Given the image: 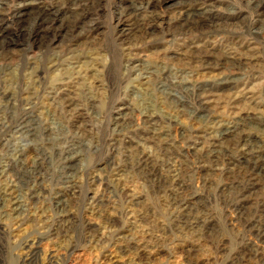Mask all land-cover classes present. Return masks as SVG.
Masks as SVG:
<instances>
[{
	"label": "bare ground",
	"instance_id": "obj_1",
	"mask_svg": "<svg viewBox=\"0 0 264 264\" xmlns=\"http://www.w3.org/2000/svg\"><path fill=\"white\" fill-rule=\"evenodd\" d=\"M162 1L138 0L130 7L120 6L115 20L124 28L116 34L120 38L135 32L144 43L158 28L170 37L171 44L177 38L195 40L183 52L175 51L183 56L180 65L161 62L138 69L124 65L126 73L140 72L157 84L163 97L159 104L166 107L167 116L160 119L145 106L134 122L123 116L117 105L101 159L105 188L109 177L127 168L161 195L169 212L161 219L164 223L150 225L153 213L149 209L126 210L134 196L123 194L121 188L115 190L117 201L102 195L87 198L80 192L75 194L76 189L87 191L97 182L91 172L73 166L86 147L88 134L86 126L77 125L75 120L82 118V123L95 101L87 61L91 51L77 50L73 44L78 37L88 35L87 25L92 23L87 14L98 8L97 0H0V264H69L77 250L94 243L107 246L98 259L117 255L127 260L123 264H149L152 252L172 257L176 248L186 243L181 257L187 264H201L192 255V246L203 237L208 241L206 261L264 264V117L251 111L220 116L207 105L215 87L235 88L242 81L259 78L251 43H237L245 35L252 40L264 39L260 20L264 0L246 1L251 19L242 35L223 28L230 20L210 18L215 0H176L174 12L166 20L152 9ZM63 7L69 9L68 22L59 20ZM234 10L230 8L226 14L236 20L239 13ZM10 26L17 29L14 34L9 33ZM56 33H62L58 46L51 42ZM196 33H218L232 47L215 56L196 41ZM40 35L49 39L51 46L38 60L27 61V53ZM17 57L26 60L19 61L20 72L14 79L11 66ZM219 69L227 70L212 81L194 79L198 71ZM180 92L185 98L177 97ZM259 97L264 102V93ZM232 103L230 98L225 101L226 106ZM182 116L189 125L177 133ZM49 119L60 120L68 132H58L53 139ZM249 123L256 126L255 133L246 129L252 130ZM149 141L153 152L146 149ZM86 149L98 153L97 145ZM188 153L193 155L192 161L187 159ZM258 187L261 191L247 207ZM212 202L218 210L212 209ZM217 218L223 225L235 224L238 231L229 235L224 229L215 230ZM92 219L99 224H93ZM136 223L145 225V231L125 236ZM24 224L29 226L25 236L11 242V229ZM100 227L109 229L107 238H97ZM61 236L68 239L60 248L61 254L41 259L39 246Z\"/></svg>",
	"mask_w": 264,
	"mask_h": 264
},
{
	"label": "rangeland",
	"instance_id": "obj_2",
	"mask_svg": "<svg viewBox=\"0 0 264 264\" xmlns=\"http://www.w3.org/2000/svg\"><path fill=\"white\" fill-rule=\"evenodd\" d=\"M42 1L44 3H47V0ZM223 1H229L230 5L226 6L224 4L225 2ZM246 1L247 0H218L217 2L215 0V10L212 9L210 18H212L213 20H230L227 21V23L222 24L224 25L223 28L234 30L238 35H242L244 33V28L247 22H250L251 19L250 15L246 12ZM136 2H138V0H97L98 8H95L94 11H89L87 14L92 23V26L87 25V27H89L90 29H88V35L86 37H78L73 44L77 50L89 49V51H91L90 58L87 61L90 65L89 68L90 74L92 75V83L94 87L93 92L95 96L94 108L91 111H88V114L85 113L83 118L84 121H82V123V118L76 119L75 123L77 125L83 124L84 126H86L88 134L86 140L84 141V145L88 147L89 145L94 144L98 147V153L96 154H94V150H88L86 149V147H84V149H82V151L80 152V155L73 163V166L76 167L75 169H78L79 171H89L96 177L97 180V182L92 185L87 191H85L84 189L82 191H78V189H76L75 194L80 192L79 195L81 197L82 195H85L87 198H93L102 195L105 199L113 201L117 199V193L115 190L117 188H121L123 189V194L134 196L133 204L129 206L128 209L126 208V210L132 209L133 211H141L143 209H149L153 213L152 218L149 219V224L153 225L154 223H164L162 221V218L164 217V214L166 212H169L166 204L161 200V195L156 193L149 184L143 183L137 176L132 173L130 169L127 168L124 169L125 171L123 170L120 174L109 177L106 181L109 185L105 188L103 184V182L105 181V179H103L105 166L101 161L105 152L103 143L108 141L107 127L110 128V124L113 118V110L117 107V105H120L123 109L121 112L122 115H125V117L130 116L134 120V122L137 119V113L143 111L145 106L149 107L150 111L156 116L160 117V119L167 116V111L165 109L166 107L162 104H159V101H161V98L163 97L157 91V84L152 81H148L145 78L146 76L142 75L140 72L132 70L130 73H126L124 65L128 63L130 68L132 66H135L136 69H138V66L146 67L145 65H147V67L153 68L161 62L166 64L168 63V65H170V63L180 65L184 62L183 56H181L179 52L176 54L175 51L181 49L180 53L183 52L184 48L190 45L193 39L191 40L189 38H184L183 40H179L177 38L175 39L176 41L174 42L173 40V43L171 44L168 41L170 40V37L167 34L161 33V31L158 32V28H155L154 35L148 36L144 43L139 42L140 35L135 32H130V35L122 38L117 37L116 34L120 31V29L123 28V26L116 23V10L120 6L130 7V4H135ZM175 3L176 0H163L160 3L153 4L154 7L152 6V9L155 8L154 10L158 12L159 15H161L162 19L166 20L173 14ZM230 8H232L233 10L235 9L234 11L239 13L236 20H234L235 16L227 15V11ZM9 9H11V7H9ZM68 12L69 9L63 7L59 16V20L68 22ZM260 20L264 25V17H262ZM131 28L133 29V26H131ZM207 29L208 27L203 29V31H206ZM8 31L10 34H14L17 29L15 28V26H10ZM61 35L62 33H56L52 36L51 42L54 43L53 45L57 43L58 46L60 44ZM195 35L198 37L196 41H199L206 48V50H211L215 54V56L221 54L228 47H232L229 42L221 40L218 33H209L204 36L196 33ZM149 37H151L150 40ZM241 39L242 40H238V45L244 46L247 43H251L250 47L253 50L251 54L254 58H256L255 65L259 78H250L247 81H242V84L238 83L235 88H229V86H226V88L219 89V87H215V89L212 90V96L207 99L209 101V104H207L208 109L220 116L230 113L238 114L242 111H251L255 116L264 117V102H262L259 97L261 93H264V39L262 40L261 38L252 40L251 37H246V35ZM48 41L50 40L42 37V35L37 37L32 44L33 48L30 50V52L27 53V61L38 60L46 52V50H48V47L51 46V42ZM193 42H195V40ZM181 46L183 47L181 48ZM26 59H19L18 57L13 59L11 66L12 78L16 79L17 75L20 72L19 61H23ZM180 60L182 62L179 63L178 61ZM162 68L163 67H160V70H162ZM226 70L219 69L210 71L208 73L198 71L194 76V79L203 82L212 81V78L216 79V76L219 75V73H226ZM177 97L183 98L184 95L180 92L178 93ZM229 98L231 99V101H233V103L229 106H226L225 101H228ZM163 102L167 103L168 108L170 107L169 103L164 99ZM110 107L113 108L110 110ZM48 122L52 131L54 132V134L51 136L53 139L56 138V134H58V132H68V129L66 130L60 120L49 119ZM187 122L188 121L186 120V117L182 116L178 121V125H180V127L176 129V132L179 133V131L182 132L183 130H185L189 125V123ZM250 126L252 130H249L247 126L246 129L249 132L255 133L256 126L253 123ZM128 147L132 149L133 145H130ZM153 148L154 146L152 145V142L149 141V143H146L147 150L153 152L155 151V149ZM131 149L129 151H132ZM120 152H122V150H120ZM118 157V154L116 155V158L114 157L115 161ZM191 158L193 159V155L188 153L187 159L189 161H192ZM94 162L99 164L95 168H92L91 166ZM81 179L82 177H80V180ZM260 191L261 187H258L254 191V193L248 199V203L246 204L247 207L253 205V202L251 200ZM207 196L211 201L210 194H208ZM209 204L211 205L212 209L214 208V210H218L219 207H217L214 202H212V204ZM91 222L96 225L99 224L95 219H92ZM128 222L133 224V220L131 219L128 220ZM222 225L223 224L221 220L217 218L215 230L224 229V231H227L229 235H232L233 233H236L238 231L235 224ZM134 226L135 229H133V231L131 232L132 234L125 233L124 235L128 238H131L133 234L136 236L137 234H141V232L145 231L144 228L146 226L141 223H136V225ZM28 230V224L21 225L14 229L12 228L10 235L11 242L24 237ZM108 235V228H99V231L97 233L98 239L103 237L107 238ZM70 236H72L71 233H69V237ZM205 237L208 236L205 235ZM67 241V237L61 236L53 237L51 238V240L42 243L38 249L39 257L41 259H44L48 255L59 256L61 254L60 248L64 247ZM187 245L188 244L186 243L180 244V246L176 248L177 254L172 257H168L165 252H152L149 256V264H187L180 255L181 251L186 249ZM207 245L208 241L204 237L198 239L193 243L192 247L194 249V252L192 253V255L197 257L200 260L201 264H215L212 263V261H206L208 259L206 258ZM103 249H107L106 244L96 245L94 243L92 245H88L84 249L81 248L77 250L71 257L69 264L127 263V260L125 258H120L117 255H112V257L107 259H98Z\"/></svg>",
	"mask_w": 264,
	"mask_h": 264
}]
</instances>
